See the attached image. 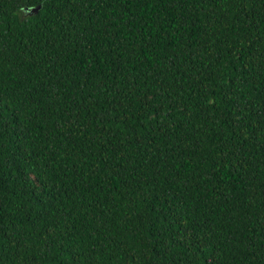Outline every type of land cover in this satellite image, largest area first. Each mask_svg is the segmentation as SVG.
I'll use <instances>...</instances> for the list:
<instances>
[{
    "label": "trees",
    "instance_id": "trees-1",
    "mask_svg": "<svg viewBox=\"0 0 264 264\" xmlns=\"http://www.w3.org/2000/svg\"><path fill=\"white\" fill-rule=\"evenodd\" d=\"M0 264H264V0H0Z\"/></svg>",
    "mask_w": 264,
    "mask_h": 264
},
{
    "label": "water",
    "instance_id": "water-1",
    "mask_svg": "<svg viewBox=\"0 0 264 264\" xmlns=\"http://www.w3.org/2000/svg\"><path fill=\"white\" fill-rule=\"evenodd\" d=\"M39 7H40V6H39ZM39 7H38V8H39ZM38 8H37V9L35 8V9L31 10V12H36V11L38 10Z\"/></svg>",
    "mask_w": 264,
    "mask_h": 264
}]
</instances>
